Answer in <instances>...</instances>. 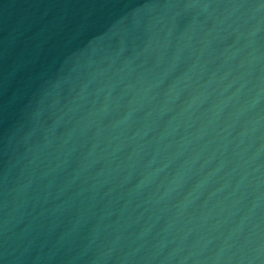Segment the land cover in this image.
I'll return each mask as SVG.
<instances>
[{"label":"water","instance_id":"1","mask_svg":"<svg viewBox=\"0 0 264 264\" xmlns=\"http://www.w3.org/2000/svg\"><path fill=\"white\" fill-rule=\"evenodd\" d=\"M0 264H264V0H0Z\"/></svg>","mask_w":264,"mask_h":264}]
</instances>
